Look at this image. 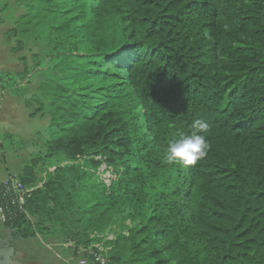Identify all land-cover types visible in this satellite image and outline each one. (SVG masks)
Returning <instances> with one entry per match:
<instances>
[{"label":"trees","instance_id":"trees-1","mask_svg":"<svg viewBox=\"0 0 264 264\" xmlns=\"http://www.w3.org/2000/svg\"><path fill=\"white\" fill-rule=\"evenodd\" d=\"M11 2L8 33L54 51L37 64L47 155L16 175L41 186L12 236L88 245L117 226L116 264H264V0H0V21ZM193 131L206 156L169 164V141Z\"/></svg>","mask_w":264,"mask_h":264},{"label":"rangeland","instance_id":"rangeland-1","mask_svg":"<svg viewBox=\"0 0 264 264\" xmlns=\"http://www.w3.org/2000/svg\"><path fill=\"white\" fill-rule=\"evenodd\" d=\"M9 12L11 18L0 21V73L21 77V82L13 86H24L20 93H13L7 87H0V184L10 175L22 174L24 163L33 157L47 155L44 145L43 130L47 126L48 117L39 112L38 104L46 100L42 96L39 86L51 78L47 68H41L38 62H50L54 51L50 45L33 39L16 40L8 31L13 27V21L23 10L13 6L11 2ZM28 80V82H27ZM59 156L52 155L49 169L61 164ZM42 165L35 168L37 175L41 174ZM7 230L0 220V235L3 237ZM15 237V236H13ZM13 239L15 261L24 264H67L68 253L58 246L53 239L44 240L32 237L20 240Z\"/></svg>","mask_w":264,"mask_h":264},{"label":"built area","instance_id":"built-area-1","mask_svg":"<svg viewBox=\"0 0 264 264\" xmlns=\"http://www.w3.org/2000/svg\"><path fill=\"white\" fill-rule=\"evenodd\" d=\"M98 161V166L93 172L95 179L106 187H109L113 178L112 169L106 165L101 157H94ZM53 170V169H52ZM49 169V171H52ZM41 186V183L35 187H26L16 175H10L0 184V220L2 223H8L25 214L24 204L29 195L35 188ZM126 227L130 223L125 222ZM118 233L117 226H111L102 233L92 235L96 241L88 245H78L73 241L59 243L58 246L65 249L68 253L67 264H116L109 258L114 242ZM126 234V232H124Z\"/></svg>","mask_w":264,"mask_h":264},{"label":"clouds","instance_id":"clouds-1","mask_svg":"<svg viewBox=\"0 0 264 264\" xmlns=\"http://www.w3.org/2000/svg\"><path fill=\"white\" fill-rule=\"evenodd\" d=\"M195 128L201 132L206 130L207 125L196 121ZM209 144L206 136L193 131L190 134L180 133L170 140L166 146L165 159L169 164L189 166L195 164L207 154Z\"/></svg>","mask_w":264,"mask_h":264},{"label":"flooded vegetation","instance_id":"flooded-vegetation-1","mask_svg":"<svg viewBox=\"0 0 264 264\" xmlns=\"http://www.w3.org/2000/svg\"><path fill=\"white\" fill-rule=\"evenodd\" d=\"M14 238L8 230L5 231L4 237L0 235V264H24L22 261L13 259L15 255V248L12 245Z\"/></svg>","mask_w":264,"mask_h":264},{"label":"water","instance_id":"water-1","mask_svg":"<svg viewBox=\"0 0 264 264\" xmlns=\"http://www.w3.org/2000/svg\"><path fill=\"white\" fill-rule=\"evenodd\" d=\"M5 231H6V230H4V234H3V237L5 236Z\"/></svg>","mask_w":264,"mask_h":264}]
</instances>
